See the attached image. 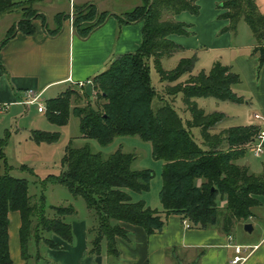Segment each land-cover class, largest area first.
I'll return each mask as SVG.
<instances>
[{"label":"trees","instance_id":"1","mask_svg":"<svg viewBox=\"0 0 264 264\" xmlns=\"http://www.w3.org/2000/svg\"><path fill=\"white\" fill-rule=\"evenodd\" d=\"M36 0H0V16L21 12L20 20L10 28L3 45L17 32L34 34V21L40 19L43 26L47 18L34 7ZM220 19L229 21L221 32H237L240 22L251 28L258 46L254 54L264 64V13L257 0H225L219 4ZM190 12L200 14L198 0H142V4L118 15L121 24L143 22V40L138 50L118 56L110 67L94 77L83 93L69 87L59 96L46 101L48 120L58 126L68 122L71 109L80 119L81 136L95 139L106 146L118 136H140L153 146V156L164 161L163 187L160 198L163 211L149 206L144 199L135 201L132 192L150 190L154 171L133 169L134 153L118 149L109 156L94 152L90 146L67 145L60 174H49L44 180L65 186L74 196L85 199L92 212L93 224L89 226V254L119 256L117 237H128L122 223L140 226L151 235L163 229L164 215L179 214L194 227L206 228L218 223L220 211L225 212V227L230 231L227 217L232 220L248 219L253 208L260 204L256 195L264 194V171L255 174L238 160L247 154L246 147L257 136V125L234 126L218 130L225 118L222 112L207 113L198 106L196 98L214 97L243 103L233 86L242 82L241 75L232 65L215 61L209 71L194 74L197 56L183 58L171 69H165L162 61L181 51L183 47L171 39V34L192 35L193 25L174 19V16ZM111 14L100 12L94 4L75 7L73 26L81 36H88L104 24ZM69 15L55 16L56 28L47 29L57 34L63 20ZM1 47V46H0ZM160 75L165 98L154 109L159 96L151 80L150 59ZM1 63V61H0ZM2 64V63H1ZM188 75L185 80L182 78ZM92 90H98L96 106L88 103L73 107L77 100L90 99ZM183 94V102L191 118L183 121L173 101ZM193 128H201L204 141L196 142ZM60 138L58 131L32 130L31 139L37 143H53ZM8 137L0 139V264H12L10 252V217L12 211L21 216L20 243L23 264H39L41 254L30 251V243L43 242L51 248H61L52 234L72 243L74 235L68 217L77 210L73 205L51 206L47 214L44 197L41 203L32 202L30 185L26 178L12 175L6 156ZM249 149V148H248ZM34 173L26 164L21 166ZM225 203V204H224ZM224 204V206H222ZM164 213V214H163ZM35 260V263H33ZM33 261V262H32Z\"/></svg>","mask_w":264,"mask_h":264},{"label":"crops","instance_id":"2","mask_svg":"<svg viewBox=\"0 0 264 264\" xmlns=\"http://www.w3.org/2000/svg\"><path fill=\"white\" fill-rule=\"evenodd\" d=\"M223 1L225 0H198L199 15L182 12L174 16L176 20L192 24L191 30L194 35L171 34L169 39L183 47L179 51L181 54L178 64L194 52H196L195 56L203 50L215 51L217 55L221 53L220 58L224 60V64L232 65L241 75L242 82L234 85L233 90L239 96H243L245 100L243 103L250 107L245 123L234 126L257 125L260 130H264V64H260L258 55L254 54L258 41L255 36L249 40L243 41L238 38L236 40L231 31L219 33L229 25L228 20L218 18L222 12L218 9V5ZM85 4H94L100 12L106 11L111 14L103 25L86 37L77 32L71 20V12L75 7ZM141 4L142 0H36L34 7L46 16L48 28L43 26L40 19H36L34 34L17 32L3 45L1 43L8 31L20 20V16L17 12L0 16V19L14 16L5 23L0 39L2 63H0V113H7L6 119L16 122L12 125L14 132L20 133L27 144L32 142V130H44L48 127L45 123L38 125L36 120L39 116L36 118V115L32 117L30 123L22 127L17 124L21 116L30 117L36 108L39 115H44L45 112L38 110L39 105L42 104L41 100H44L43 105L46 106L48 99L59 96L69 87L88 88L94 77L107 70L118 56L139 49L143 40V22L121 24L117 16ZM257 4L264 13V0H257ZM49 5L52 8L50 14L47 12ZM58 13L70 17L64 19L61 30L52 35L47 29L56 28L55 16ZM242 27L240 22L235 32L237 35ZM29 90L39 95L38 102H28ZM256 113L262 118H255ZM234 126L220 127L218 130ZM3 129L1 123L0 139L6 136L12 138L11 129L7 127ZM238 163L248 166L255 174L264 171V164L260 171H253L247 160V154L240 158ZM256 198L260 204L253 208V215L248 221L241 223L242 241L239 244L254 245L264 239V194H259ZM141 199L154 208L152 205L154 203L147 193L135 197L136 201ZM160 211L162 212L163 209ZM9 217L12 264H23L20 243L21 216L19 212L12 211ZM164 217L163 229L151 235L140 226L122 223L129 236L116 238L119 256L110 257L104 253L101 255L102 264H230L233 255L230 236L233 238V243L238 242L225 227L226 216L223 210L220 212L218 223L206 228L194 227L190 224L186 226L179 214L173 213ZM248 223L253 225L252 232L245 230V225ZM88 229L89 225L83 219L73 222L72 243L52 234V239L60 244L61 248L49 247L47 251L49 259L46 264H97V256L89 254ZM244 264H264V242Z\"/></svg>","mask_w":264,"mask_h":264},{"label":"rangeland","instance_id":"3","mask_svg":"<svg viewBox=\"0 0 264 264\" xmlns=\"http://www.w3.org/2000/svg\"><path fill=\"white\" fill-rule=\"evenodd\" d=\"M218 9H220L219 5ZM16 12L21 18V12ZM47 12L49 14L52 12V8L50 7V5L48 6ZM72 13L75 14V9L71 12V14ZM12 17L14 16L11 15L0 19V39L3 35L2 31L4 29L5 23H7ZM241 26L243 27L242 29H240L238 35L236 33H232V36H234L236 40L237 38L243 41L249 40L252 37L254 38V34L250 26L245 21L241 22ZM219 33L221 34V31ZM192 35H194V33ZM195 53L196 52L187 56H194ZM180 54L181 53L177 52L171 57H165L162 61L163 67L168 70L175 68L178 64ZM220 55L221 53L217 55V52L215 51L206 52L205 50H203L200 54H197L198 59L196 62L194 73L196 74L201 70L209 71L215 61H221L222 63H224V60L220 58ZM149 63L151 65L152 84L153 86H155L159 93V96L154 100L153 104L154 109H157V107L162 104L160 98L166 97L164 96L163 90V86L165 85V83H162L160 81V75L155 67L154 59L151 58ZM186 78L187 77H184L183 80H185ZM92 84H94L93 81ZM75 88L80 90L81 93H83L84 91L83 87L76 86ZM98 92V90H92V97H90V99L84 98L82 100H77L75 98L76 96L74 95L72 108L76 106L83 107L88 103H92L93 106H96ZM196 102L198 103V106L203 108L207 113L224 112L227 114L225 115V118L218 124L219 128L245 123L247 115L250 111V107H248L244 103H236L229 100H219L214 97L196 98ZM41 103L43 104L44 100H41ZM173 105L179 115L182 117L183 121L186 123V121L191 118V113L186 109L184 105L183 94H179L174 98ZM35 110L36 113L32 112V115L30 117L28 115H24L23 117L21 116L20 118L18 117L19 122H17V124L22 127L26 126L27 123H30V120L33 116L36 115V118L39 116L36 121L38 125H44V123L47 124L48 128L44 129L45 131H58L60 133V138L57 141L53 143H37L32 140L31 143L28 142L27 144L24 137L20 135V133L14 132L12 125H14V123L16 124V122H12L10 121V119H6L7 113H0V124L2 123V129L4 127H7L13 132L12 138H8V144L5 150L8 163L12 168L10 170V173L16 177L28 179L32 202L41 203V198L43 196L48 215H52L53 213V211H51L50 209L51 206L73 205L76 208L77 212L74 215L69 216L68 221L73 223L75 221L83 219L88 223L89 226L93 224L92 212L88 208L83 197L74 196L65 186L59 183L48 182L44 184L43 182V180L49 174L58 175L61 173L62 159L65 154L67 145H69L71 142L74 146L88 145L94 152H101L104 156H109L118 149H121L122 151L127 153H134L136 155V159L132 164V168L150 169L154 171V177L151 180L150 190L143 193L132 192L133 199L135 200V197L137 198L138 194H140L141 196V194L147 193V195L150 196V200L154 203L152 204L154 205V209H159V211L163 209L160 194L163 187L164 161L161 159H156L153 156V146L151 142L145 141L137 135L118 136L112 143L103 146L95 139L85 138L81 136L80 119L73 113V109H71L68 122L63 126H58L48 121L46 115L47 109L45 113H43L44 115H39V113L37 112V108ZM192 132L194 134V139L196 140V142L202 143V141H204L201 133V128H193ZM243 146V148L247 149V160L249 161L253 171H260L262 169V165L264 164V154L261 157H255L254 152L251 149H248L249 145L247 147L246 145ZM24 164H27L29 168H32L34 170V173L30 171V169H22L21 166ZM229 218L230 217H227L228 222ZM241 223H243V220L234 219L230 224V231L235 238V241L238 243L242 241L240 237V231L243 230V226H241ZM48 249L49 247L43 242H40L38 244L33 241L32 243H30V251L34 253L35 258L39 253L42 256L39 264L47 263V259H49L47 257ZM33 263H35V260Z\"/></svg>","mask_w":264,"mask_h":264},{"label":"built area","instance_id":"4","mask_svg":"<svg viewBox=\"0 0 264 264\" xmlns=\"http://www.w3.org/2000/svg\"><path fill=\"white\" fill-rule=\"evenodd\" d=\"M71 20H74V13L71 14ZM29 103L38 102L39 95L35 94L32 90L28 91ZM40 112L46 111V106L40 104L38 107ZM254 117L259 119L262 116L259 113L254 114ZM249 149L254 152L255 156H262L264 154V130H260L254 140L249 144ZM184 224L189 226V222L184 220ZM230 246L233 248V255L230 259V264H243L248 260V258L254 253V251L264 242V239L261 243L254 244V245H246V244H239L233 243V238L230 236Z\"/></svg>","mask_w":264,"mask_h":264},{"label":"water","instance_id":"5","mask_svg":"<svg viewBox=\"0 0 264 264\" xmlns=\"http://www.w3.org/2000/svg\"><path fill=\"white\" fill-rule=\"evenodd\" d=\"M229 222H231V218H229ZM245 230L248 231V232H252L253 225L250 224V223L246 224L245 225ZM96 262H97V264H102V256L101 255L96 257Z\"/></svg>","mask_w":264,"mask_h":264}]
</instances>
